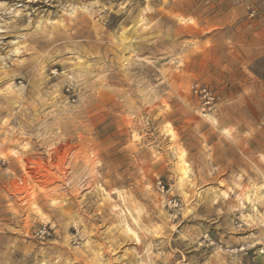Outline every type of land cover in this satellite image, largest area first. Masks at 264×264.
Segmentation results:
<instances>
[{"label": "rangeland", "instance_id": "1", "mask_svg": "<svg viewBox=\"0 0 264 264\" xmlns=\"http://www.w3.org/2000/svg\"><path fill=\"white\" fill-rule=\"evenodd\" d=\"M263 115L264 0H0V264H264Z\"/></svg>", "mask_w": 264, "mask_h": 264}, {"label": "built area", "instance_id": "2", "mask_svg": "<svg viewBox=\"0 0 264 264\" xmlns=\"http://www.w3.org/2000/svg\"><path fill=\"white\" fill-rule=\"evenodd\" d=\"M250 13L251 15H253L254 10H252ZM192 92L201 100L203 108L208 107L209 110L214 109V97L212 95V92L208 88L196 83L192 86ZM262 120H264V115L262 116Z\"/></svg>", "mask_w": 264, "mask_h": 264}, {"label": "bare ground", "instance_id": "3", "mask_svg": "<svg viewBox=\"0 0 264 264\" xmlns=\"http://www.w3.org/2000/svg\"><path fill=\"white\" fill-rule=\"evenodd\" d=\"M43 176H45V175H43ZM47 181H51L50 179H47ZM16 188V187H15Z\"/></svg>", "mask_w": 264, "mask_h": 264}]
</instances>
